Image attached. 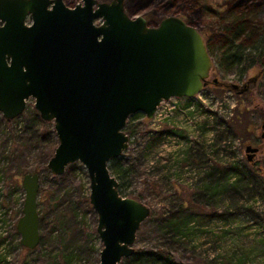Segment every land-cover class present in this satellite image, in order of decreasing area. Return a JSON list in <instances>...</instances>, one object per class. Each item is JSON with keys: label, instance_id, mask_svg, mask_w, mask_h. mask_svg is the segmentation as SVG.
Listing matches in <instances>:
<instances>
[{"label": "water", "instance_id": "water-1", "mask_svg": "<svg viewBox=\"0 0 264 264\" xmlns=\"http://www.w3.org/2000/svg\"><path fill=\"white\" fill-rule=\"evenodd\" d=\"M210 64L199 31L176 15L151 26L128 15L124 0H79L73 7L61 0H0V113L9 122L33 99L57 140L46 168L56 176L74 162L84 168L101 242L97 264H119L133 254L135 232L149 214L145 204L119 195L108 168L127 147V117L139 112L151 119L161 101L195 96ZM256 149L244 146L247 161ZM39 185L38 172L21 178L16 231L27 249L40 242Z\"/></svg>", "mask_w": 264, "mask_h": 264}, {"label": "rangeland", "instance_id": "rangeland-1", "mask_svg": "<svg viewBox=\"0 0 264 264\" xmlns=\"http://www.w3.org/2000/svg\"><path fill=\"white\" fill-rule=\"evenodd\" d=\"M62 2L72 7L79 1ZM207 2L211 9L205 13L203 23H194V16L174 14L195 27L202 36L211 60L207 84L193 97L163 102L153 121L141 114L133 122L135 131L128 136L127 147L120 155L130 172L119 195L136 199L149 208L148 216L135 232L134 251L161 249L170 252L181 264H206L213 256H226L231 251L229 247H234L236 252H252L253 256L249 254L246 264H264V139L259 137L264 118V65L239 73V67L223 64V72L215 61L219 49L216 33L237 14L252 17L257 27L264 25V0H248L236 11L229 8L233 0ZM136 15L143 16L151 26L164 17L148 10ZM204 21L210 22V26ZM257 35L245 40V51L256 40V45H264V36ZM257 71L256 82L249 84L247 92L235 93L230 88L211 83L215 78L220 84L233 83L240 88L243 80ZM32 103H27L26 115L30 108H34ZM215 120L219 123L216 124ZM48 123L49 129L53 124ZM226 126L228 130L224 131ZM41 128H44L41 124L31 126L20 116L8 122L0 113V242L5 238L7 243L4 250L0 247V256L6 252L10 264H97L101 242L95 231L96 214L88 203L86 172L80 163H71L73 171L60 183L54 178L56 175L48 169L46 172V165L40 162L39 149L52 142L55 135L39 140L34 131ZM149 133L162 135L155 145L149 147L151 149L145 156L142 150L149 140ZM25 136L31 142L38 140L37 146L23 148L20 143ZM246 144L257 145L260 150L251 161L245 159ZM185 148L192 157L197 158L195 154L200 157L198 164H180ZM174 160L176 166H172ZM37 167H40L38 212L41 215L45 213L47 217L40 231L42 243L34 249H27L19 244L20 236L16 231L24 199L20 182L23 174L35 172ZM213 167L220 175L227 169L234 171L251 189L255 188L250 196L255 197L254 207L247 204L250 199L245 194L233 196L230 200L226 197L229 193H226L214 202L203 201L200 195L202 181L198 179L206 168ZM233 192L236 193L235 190ZM184 213H192L201 219L209 216L215 219L209 231L217 247L213 248L209 243L198 247L204 250L205 258L201 252H193L189 247L176 243L158 229L164 219ZM217 215H224L226 220ZM224 230L227 233L222 235ZM203 239L199 236L197 241L203 243ZM121 262L122 259L119 264Z\"/></svg>", "mask_w": 264, "mask_h": 264}, {"label": "trees", "instance_id": "trees-1", "mask_svg": "<svg viewBox=\"0 0 264 264\" xmlns=\"http://www.w3.org/2000/svg\"><path fill=\"white\" fill-rule=\"evenodd\" d=\"M248 0H233L232 5L229 7L232 11H236L242 6L246 4ZM229 3V2H228ZM228 5V4H227ZM209 2L207 0H124V10L128 15H136L139 14L142 11H152L157 12L161 15H174L176 13H181L185 16H188L191 18L194 16V19L192 20L194 23L200 24L203 23V17L205 13L209 12ZM210 26V22L204 21ZM257 23L253 22L252 17L245 15H239L233 17L232 20L229 22L228 25L223 26L220 32L218 34L216 33V41L218 42L219 49L218 53L216 54L215 61L218 65V69L223 71V64L224 66H237L239 67V73H242L243 71H246L253 66L262 68L264 65V45H256V42L258 40L251 42L247 47L246 51L244 48L245 40L247 38H250L252 35L257 36H264V25H261L260 27H257ZM260 30V31H259ZM256 37V36H255ZM261 38V37H260ZM255 74L259 75V71H257ZM235 92V91H234ZM236 93V92H235ZM28 109V108H27ZM141 114L139 112H135L127 117V120L124 125V132L130 136L132 133H134L135 129L133 128V122L139 117ZM264 116V115H262ZM23 118V121L26 120L27 123L31 126L38 124H41L44 128H41V130L36 129L34 131L35 135L38 136L39 140H43L46 138V136H49L50 138H53L54 132H53V126L51 128H47V125L49 124L46 121H43L39 115L38 112L34 108H30V112L28 115L24 114L20 116ZM216 124L219 123V120H215ZM25 124V123H24ZM228 130V127H224V131ZM53 135V136H52ZM161 133H149L147 138L149 139L145 147L143 148V153L146 156L150 149L149 148L152 144H156L157 141L161 137ZM52 140V139H51ZM54 141V144H53ZM53 141L48 143L45 146L40 147L39 155H40V162L43 163V165H46L48 159L53 154V149L55 147V137L53 138ZM38 140H35V142H31L30 138L25 136L21 139V145L23 148H29L31 146H37ZM153 145V146H154ZM152 146V147H153ZM187 148L182 150V158L180 159L181 163H186L189 166H194V163L197 164L200 162L198 161L200 157H198L197 154L196 157H192L190 154L187 153ZM142 153V154H143ZM173 165L176 166V161H172ZM210 167V166H207ZM108 168L111 172V174L114 176V178L117 180V190L120 194V191L126 186L127 184V177L129 175V168L124 165L123 159L121 156H118L114 159H111L108 163ZM45 171L47 172V168L44 166ZM40 167H37L35 169V172H39ZM73 171V165H69L65 172L62 175L54 176V178L57 180L58 183L63 181L65 179V176ZM198 170L195 169V173L197 174ZM24 175V174H23ZM173 175H176L175 172H173ZM232 179V180H230ZM202 181L201 184V194L203 196V201H213L216 200V198L221 199L223 196L226 195V193H229V196L227 194V198L231 200L233 196H242L245 194V197H247L249 200V203L252 207H254V200L255 197L251 198V194H253L255 191V188H250L248 186V183L241 180L240 177H238L236 174H234V171H231L227 169L223 172L222 175L219 174L218 169L215 167L213 168H206L203 173L200 175L199 179ZM21 184V182H20ZM14 189H16V186H14ZM233 190L236 191L234 194ZM264 190V186H263ZM10 192H13V190H10ZM232 192V193H231ZM233 194V195H232ZM196 195V194H195ZM233 200V199H232ZM254 201V202H253ZM234 203V202H233ZM228 207V206H227ZM250 207V206H249ZM247 209H249L247 207ZM46 214L44 213L41 215L39 213V227L40 231L43 229L45 225L46 220ZM217 217H220L223 220L224 215H220ZM213 217L209 216L207 218L201 219L198 216L192 215V213H184L180 214V216L177 217H169L163 220V223L159 224L158 229L161 233H164L168 235L171 240H174L176 243L180 245H184L190 248L191 251H199L202 253L203 257L205 258V252L200 247L201 244L209 243V245L213 246V248H216V241L215 239H211V232L209 231V228L213 222ZM218 220V219H217ZM227 232L224 230L222 232V235H225ZM199 236L204 237L203 243L197 241V238ZM6 239H2L0 242V247H3V250L5 249V245L7 244ZM43 238L40 233V243H42ZM38 244V245H39ZM208 245V246H209ZM231 251L229 253L222 257L219 256H213L211 259L206 262V264H246L249 262V254H252V252H236V248L229 247ZM8 253V252H7ZM3 255L0 256V264H10L6 257V252L3 251ZM264 256V255H262ZM251 257V256H250ZM219 259V260H218ZM65 260V259H64ZM218 260V262H216ZM64 264V263H62ZM120 264H181L174 260L173 256L170 252L166 250L161 249H155V250H137L134 251L133 254L130 256H127L125 258H122V262ZM263 264V263H261Z\"/></svg>", "mask_w": 264, "mask_h": 264}, {"label": "flooded vegetation", "instance_id": "flooded-vegetation-1", "mask_svg": "<svg viewBox=\"0 0 264 264\" xmlns=\"http://www.w3.org/2000/svg\"><path fill=\"white\" fill-rule=\"evenodd\" d=\"M61 1H62V0H61ZM78 1H79V0H78ZM62 3H63V2H62ZM77 3H79V2H77ZM77 3H75V4H77ZM75 4H74V5H75ZM74 5H73V6H74ZM73 6H72V7H73ZM28 23H30V20H28ZM257 76H258V75H257ZM256 78H257V77H254V78H253V75L247 77V78L244 79L243 82H242V84H244V89H242L241 87L238 88V89H242V90H241L242 92H247L248 89H249V84H251V83H255V82H256V81H255ZM236 90H237V88H236ZM242 92H241V93H242ZM263 120H264V118L261 120V124H262ZM260 128H261V126H260ZM261 131L263 132L264 129L261 128ZM262 132H260L259 137L262 138V139H264V137L261 136ZM246 145H247V144H246ZM249 145H250V144H249ZM250 146L257 148L256 151L254 152L253 156L251 157V160H252V158L255 156V154H256L257 152H259L260 150H259V148H258L257 145H252V144H251ZM245 159H246V158H245ZM251 160H250V161H251Z\"/></svg>", "mask_w": 264, "mask_h": 264}, {"label": "built area", "instance_id": "built-area-1", "mask_svg": "<svg viewBox=\"0 0 264 264\" xmlns=\"http://www.w3.org/2000/svg\"><path fill=\"white\" fill-rule=\"evenodd\" d=\"M172 98H174V97H171V98H169V99H172ZM169 99H167V100H163V101H161V102L158 104V106L156 107V110H155V112H154V115H153V117L150 119V121H153L152 119L155 117V113H156L158 107L161 106L163 102H166V101H168ZM29 102L32 103L33 100H32V99H29V100L27 101V103H29ZM32 107H33V103H32ZM154 119H155V118H154Z\"/></svg>", "mask_w": 264, "mask_h": 264}]
</instances>
